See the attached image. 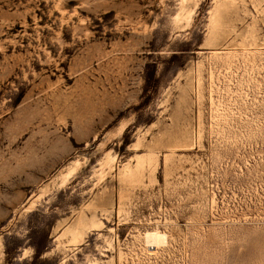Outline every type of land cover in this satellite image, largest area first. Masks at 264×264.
Here are the masks:
<instances>
[{
	"label": "rangeland",
	"instance_id": "1",
	"mask_svg": "<svg viewBox=\"0 0 264 264\" xmlns=\"http://www.w3.org/2000/svg\"><path fill=\"white\" fill-rule=\"evenodd\" d=\"M0 264H264V0H0Z\"/></svg>",
	"mask_w": 264,
	"mask_h": 264
}]
</instances>
